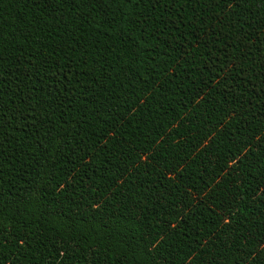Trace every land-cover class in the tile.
<instances>
[{"label":"trees","instance_id":"16d2710c","mask_svg":"<svg viewBox=\"0 0 264 264\" xmlns=\"http://www.w3.org/2000/svg\"><path fill=\"white\" fill-rule=\"evenodd\" d=\"M0 264H264V0H0Z\"/></svg>","mask_w":264,"mask_h":264}]
</instances>
